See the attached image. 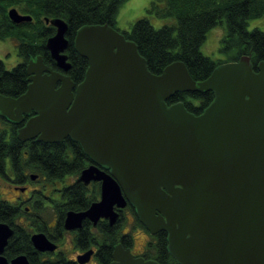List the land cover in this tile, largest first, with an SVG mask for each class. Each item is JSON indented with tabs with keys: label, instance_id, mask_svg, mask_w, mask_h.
<instances>
[{
	"label": "water",
	"instance_id": "water-1",
	"mask_svg": "<svg viewBox=\"0 0 264 264\" xmlns=\"http://www.w3.org/2000/svg\"><path fill=\"white\" fill-rule=\"evenodd\" d=\"M9 17L32 22L17 9ZM46 24L56 29L46 48L60 71L40 56L31 59L27 91L18 98L0 94V117L16 125L30 117L17 131L20 141L70 139L94 163L78 181L101 182V201L85 213L69 212L66 229L85 218L114 224L115 208L130 204L151 235L167 234L178 264H264V62L256 72L243 56L200 82L183 62L155 75L123 33L84 26L74 47L88 69L76 85L67 75L69 25ZM178 92H213L214 100L195 115L183 102L168 105ZM10 235L0 224V254ZM32 240L41 252L56 249L43 234ZM26 262L19 257L12 264ZM0 264H6L1 256ZM112 264L160 263L119 244Z\"/></svg>",
	"mask_w": 264,
	"mask_h": 264
},
{
	"label": "trees",
	"instance_id": "trees-1",
	"mask_svg": "<svg viewBox=\"0 0 264 264\" xmlns=\"http://www.w3.org/2000/svg\"><path fill=\"white\" fill-rule=\"evenodd\" d=\"M126 1L2 0L4 6H13L20 13L32 17V22L14 24L5 14L9 26L1 28L0 40L15 39L18 42L17 54L21 62L8 70L0 61V94L16 98L27 91V64L31 59L40 56L45 65L59 70L46 48L47 40L55 35L56 29L46 24V19H61L68 23L69 47L66 54L72 67L67 75L79 85L85 79L88 61L75 50L77 31L93 25H108L119 31L117 16ZM147 12L158 19L173 22L156 28L145 17L138 20L129 33L123 34L137 45L152 74L160 75L172 63L183 62L191 77L200 82L208 79L218 66L238 61L243 56L251 58L256 72L258 65L264 62V31L248 30L250 20L264 17V0H151ZM3 23L7 24L6 21ZM220 24H225L227 30L221 41V52L228 56L227 61L213 60L202 52L209 32ZM213 100V92H178L167 103L170 106L183 102L189 112L200 115ZM4 135L6 132L0 131V160L3 155L11 157L19 177L22 170H36L42 177L56 179L68 171L79 174L86 167L81 148L70 140L62 144L29 143L21 148L18 139L6 143L2 138ZM71 148L76 156L73 163L67 164L64 153ZM24 151L29 153L28 156ZM135 227L144 228L138 218ZM144 257L160 264H178L168 251L165 232L154 237Z\"/></svg>",
	"mask_w": 264,
	"mask_h": 264
},
{
	"label": "flooded vegetation",
	"instance_id": "flooded-vegetation-1",
	"mask_svg": "<svg viewBox=\"0 0 264 264\" xmlns=\"http://www.w3.org/2000/svg\"><path fill=\"white\" fill-rule=\"evenodd\" d=\"M4 4L0 0V31L3 26H9L5 14L9 17V11L16 9ZM2 21H6L7 24ZM0 42L11 44V48L16 49L15 39L0 40ZM11 55L12 53L7 52L3 57L9 58ZM59 86L60 84L57 88ZM29 119L30 117L25 116L23 122L16 125L0 117V131L6 132V135L2 136L5 142L10 143L18 139L17 131L24 127ZM67 140L70 139H65L61 144ZM19 142L21 148H25L29 143H41L36 139L25 142L19 140ZM14 145L15 150L16 144ZM72 148L64 153L66 157L64 162L67 164L73 163L76 156ZM81 152L86 167L79 174L68 171L56 179L42 177L36 170H22L19 177L16 173V163L11 162V157L2 156L0 160V224L7 225L11 231L0 254L6 260V264H12L19 257H25L27 264H112L119 244L133 253V229L136 227L133 228L132 224L138 217L130 204L123 209L115 208V211L119 213V219L114 224H111L108 218H100L96 221L85 218L79 227L72 230L66 229L65 223L69 212L85 213L94 203L101 201V182L93 181L85 185L78 181L82 171L94 164L82 149ZM28 154L24 151L25 156ZM102 169L109 173V170ZM141 229L149 234L151 240L147 242L144 252L135 251L138 254H133L150 260L151 258L147 259L144 255L149 251L157 234L151 235L145 227ZM37 234L45 235L56 249L39 251L32 240V237Z\"/></svg>",
	"mask_w": 264,
	"mask_h": 264
},
{
	"label": "rangeland",
	"instance_id": "rangeland-1",
	"mask_svg": "<svg viewBox=\"0 0 264 264\" xmlns=\"http://www.w3.org/2000/svg\"><path fill=\"white\" fill-rule=\"evenodd\" d=\"M150 4L151 0L126 1L120 8V11L117 16V27L119 31L121 33H129L133 25L138 20L145 17L149 18L156 28H161L162 26L171 24L173 22L169 20L158 19L152 15H149L147 9L150 7ZM255 29H260L264 31V17L249 21L248 30L253 31ZM226 32L227 30L225 24H220L216 28L212 29L207 36L206 42L202 46L203 54L212 58L213 60L227 61L229 59L228 56L224 52H221V41L226 35ZM17 46V41L16 49L14 47L12 49L11 44L0 42V59L6 64L8 70H11L21 62V59L17 54ZM7 52L12 53V55L9 58L3 57V55ZM134 222L132 224L133 228L135 227ZM133 236V253L138 254L136 252H144L147 248V242L151 240L149 234L141 228L136 227V229H133Z\"/></svg>",
	"mask_w": 264,
	"mask_h": 264
}]
</instances>
